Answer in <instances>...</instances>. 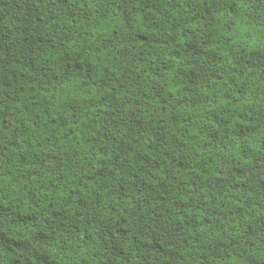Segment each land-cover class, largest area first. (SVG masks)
<instances>
[{"label": "trees", "instance_id": "trees-1", "mask_svg": "<svg viewBox=\"0 0 264 264\" xmlns=\"http://www.w3.org/2000/svg\"><path fill=\"white\" fill-rule=\"evenodd\" d=\"M0 264H264V0H0Z\"/></svg>", "mask_w": 264, "mask_h": 264}, {"label": "rangeland", "instance_id": "rangeland-1", "mask_svg": "<svg viewBox=\"0 0 264 264\" xmlns=\"http://www.w3.org/2000/svg\"><path fill=\"white\" fill-rule=\"evenodd\" d=\"M49 12H50V17L55 21H61L64 18H67L70 21L71 20L76 21L75 19L87 18L88 16L84 6L79 4H72L70 2L66 3L64 7L53 5L50 7ZM80 25H83V23ZM74 26H78V25H74ZM13 143L20 152L25 151L26 144L19 136L14 137Z\"/></svg>", "mask_w": 264, "mask_h": 264}]
</instances>
